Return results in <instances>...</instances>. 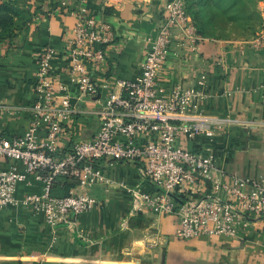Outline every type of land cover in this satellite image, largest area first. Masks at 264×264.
<instances>
[{"label": "crops", "instance_id": "crops-1", "mask_svg": "<svg viewBox=\"0 0 264 264\" xmlns=\"http://www.w3.org/2000/svg\"><path fill=\"white\" fill-rule=\"evenodd\" d=\"M169 1L68 0L69 6L62 7L61 0H0V5L8 2L34 10L23 29L0 36V135L12 138L26 129L29 113L23 107L33 100L37 56L45 45L59 52L52 61L53 71L64 73V44L76 21L72 8L83 4L92 16L110 24L115 34L113 44L106 46L107 65L97 78L100 86L107 78L138 76L144 41L154 36ZM259 8L263 22L253 37L206 34L194 49L172 45L159 72V83L166 90L198 88L199 80L204 82L206 98L196 107L221 119L222 127L213 136L184 142L189 150L212 156L213 174L264 175V43L259 48L253 45L264 35V0ZM114 91L120 93V87ZM78 106L83 112L69 121L67 136L60 142L65 149L98 130L97 115L91 113L96 106L80 102ZM99 165L107 183L82 188L61 179L54 188L56 195L85 191L98 200L71 225L51 232L43 216L29 208L13 205L0 211V264H264V216L233 239L180 240L175 235L176 215L133 208L132 189L153 190L138 164L107 160ZM39 189V184H20L15 195L20 198Z\"/></svg>", "mask_w": 264, "mask_h": 264}, {"label": "built area", "instance_id": "built-area-1", "mask_svg": "<svg viewBox=\"0 0 264 264\" xmlns=\"http://www.w3.org/2000/svg\"><path fill=\"white\" fill-rule=\"evenodd\" d=\"M68 7V0H61ZM76 21L64 44L62 75L52 69L59 52L45 45L39 52L32 86L33 100L21 135H0V211L13 205L43 216L51 232L71 225L92 210L98 200L85 191L54 194L61 179L82 188L107 183L100 161L138 164L153 190H131L135 210L174 214L180 240L199 236L236 237L251 221L264 216V175L249 177L213 174L210 154L189 150L187 138L213 136L222 120L210 118L196 105L206 98L204 82L198 88L159 83V72L171 46L194 49L202 39L187 12L186 0H170L154 36L144 41V58L134 79H105L106 46L115 34L110 24L95 18L80 4L70 11ZM264 35L253 45L259 48ZM119 86L121 92L116 93ZM78 102L93 104L99 126L89 139L60 146L69 121L82 113ZM195 106V107H194ZM20 184L40 185L37 192L16 197ZM41 264V263H40Z\"/></svg>", "mask_w": 264, "mask_h": 264}, {"label": "rangeland", "instance_id": "rangeland-1", "mask_svg": "<svg viewBox=\"0 0 264 264\" xmlns=\"http://www.w3.org/2000/svg\"><path fill=\"white\" fill-rule=\"evenodd\" d=\"M260 1L188 0V3L189 12L202 32L210 36L247 39L258 33L262 25ZM20 6L8 2L0 5V36H11L26 26L34 10Z\"/></svg>", "mask_w": 264, "mask_h": 264}, {"label": "trees", "instance_id": "trees-1", "mask_svg": "<svg viewBox=\"0 0 264 264\" xmlns=\"http://www.w3.org/2000/svg\"><path fill=\"white\" fill-rule=\"evenodd\" d=\"M186 6H187V12H188L189 16L191 17V19H192V21H193V23H194V25H195V27H196V31H197V33H198L199 35H201V36L206 35V33H205V32H202V30L200 29V27H198V25H197V23H196L194 17H193V16L191 15V13L189 12V3H188V0H186ZM55 194H57V193H55ZM58 195H61V194H58ZM62 195H63V194H62Z\"/></svg>", "mask_w": 264, "mask_h": 264}]
</instances>
